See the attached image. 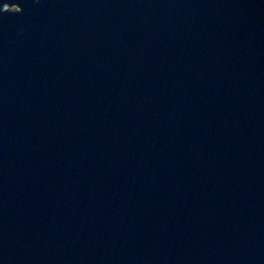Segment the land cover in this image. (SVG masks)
Instances as JSON below:
<instances>
[{
  "label": "water",
  "instance_id": "obj_1",
  "mask_svg": "<svg viewBox=\"0 0 264 264\" xmlns=\"http://www.w3.org/2000/svg\"><path fill=\"white\" fill-rule=\"evenodd\" d=\"M0 264H264V0H0Z\"/></svg>",
  "mask_w": 264,
  "mask_h": 264
},
{
  "label": "rangeland",
  "instance_id": "obj_2",
  "mask_svg": "<svg viewBox=\"0 0 264 264\" xmlns=\"http://www.w3.org/2000/svg\"><path fill=\"white\" fill-rule=\"evenodd\" d=\"M13 10L15 9L14 6L11 7Z\"/></svg>",
  "mask_w": 264,
  "mask_h": 264
}]
</instances>
